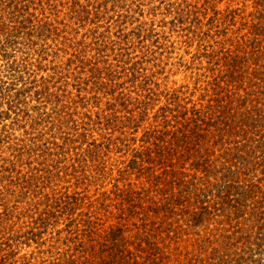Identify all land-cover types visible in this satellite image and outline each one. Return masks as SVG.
<instances>
[{"label": "rangeland", "instance_id": "rangeland-1", "mask_svg": "<svg viewBox=\"0 0 264 264\" xmlns=\"http://www.w3.org/2000/svg\"><path fill=\"white\" fill-rule=\"evenodd\" d=\"M0 264H264V0H0Z\"/></svg>", "mask_w": 264, "mask_h": 264}, {"label": "trees", "instance_id": "trees-1", "mask_svg": "<svg viewBox=\"0 0 264 264\" xmlns=\"http://www.w3.org/2000/svg\"><path fill=\"white\" fill-rule=\"evenodd\" d=\"M199 112H200V111H199ZM188 116H190V115H189V114H186V115H185V117H187V119H190V118L192 117V116H191V117L189 118ZM193 118H194V117H193ZM183 119H184V117H183ZM192 120H194V119H192Z\"/></svg>", "mask_w": 264, "mask_h": 264}]
</instances>
